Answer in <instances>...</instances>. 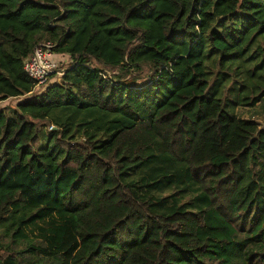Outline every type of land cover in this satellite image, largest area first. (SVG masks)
<instances>
[{
	"label": "trees",
	"instance_id": "obj_1",
	"mask_svg": "<svg viewBox=\"0 0 264 264\" xmlns=\"http://www.w3.org/2000/svg\"><path fill=\"white\" fill-rule=\"evenodd\" d=\"M263 36L264 0H0V264H264V127L206 70Z\"/></svg>",
	"mask_w": 264,
	"mask_h": 264
},
{
	"label": "rangeland",
	"instance_id": "obj_2",
	"mask_svg": "<svg viewBox=\"0 0 264 264\" xmlns=\"http://www.w3.org/2000/svg\"><path fill=\"white\" fill-rule=\"evenodd\" d=\"M219 59V53L212 51L206 61V70L214 86L213 97L224 99L230 112L235 111L242 118L254 117L264 127V52H249L243 60L229 64L223 71ZM62 65L60 70H65L70 60L64 59ZM255 100H260L256 106H245ZM17 104V100H10L0 104V109L16 107Z\"/></svg>",
	"mask_w": 264,
	"mask_h": 264
},
{
	"label": "built area",
	"instance_id": "obj_3",
	"mask_svg": "<svg viewBox=\"0 0 264 264\" xmlns=\"http://www.w3.org/2000/svg\"><path fill=\"white\" fill-rule=\"evenodd\" d=\"M54 57L52 44H40L25 61V72L36 83L37 90L48 86L54 75L58 77L65 75V70H60L61 67Z\"/></svg>",
	"mask_w": 264,
	"mask_h": 264
},
{
	"label": "crops",
	"instance_id": "obj_4",
	"mask_svg": "<svg viewBox=\"0 0 264 264\" xmlns=\"http://www.w3.org/2000/svg\"><path fill=\"white\" fill-rule=\"evenodd\" d=\"M254 119V118H253Z\"/></svg>",
	"mask_w": 264,
	"mask_h": 264
}]
</instances>
